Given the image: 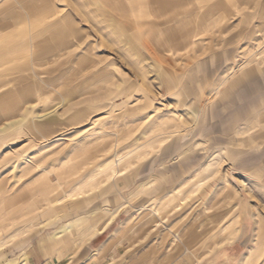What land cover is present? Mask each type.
I'll return each mask as SVG.
<instances>
[{
  "label": "rangeland",
  "instance_id": "1",
  "mask_svg": "<svg viewBox=\"0 0 264 264\" xmlns=\"http://www.w3.org/2000/svg\"><path fill=\"white\" fill-rule=\"evenodd\" d=\"M44 1L83 33L45 43L36 33L49 18L19 5L0 95L39 77L47 91L34 86L0 124V264H193L230 242L222 264H263L264 0ZM120 7L136 37L107 26Z\"/></svg>",
  "mask_w": 264,
  "mask_h": 264
},
{
  "label": "crops",
  "instance_id": "2",
  "mask_svg": "<svg viewBox=\"0 0 264 264\" xmlns=\"http://www.w3.org/2000/svg\"><path fill=\"white\" fill-rule=\"evenodd\" d=\"M155 2H158L163 7H170L172 5H175L177 0H154ZM154 2V3H155ZM20 7L26 9L30 14L38 13L42 16V18L48 17L49 19L45 20V23L40 28V30L36 33V36L42 37L43 42L54 44L56 46H70V38L71 37H80L83 33V27L80 26V20H76L75 15L71 11H64L61 8H55L50 9L46 2L44 0H7L4 3L0 4V14L5 13L6 16L0 18V29L8 30V33L6 35V45L3 49L0 50V62L6 61L7 54L6 50L13 43H15L17 34L14 31L16 24L18 22H21L25 19V16L22 15ZM212 8H216V0L212 4ZM103 12V11H102ZM131 14H134V11L131 9ZM104 13V12H103ZM105 14V13H104ZM152 14L155 17H161V14L158 13V10L154 9ZM106 18L105 21L107 22V26H110L113 30H115L116 33L122 34V33H128L131 37H136L135 27L136 21H132L128 18L127 11L120 7V11L116 12L115 14H105ZM126 18V19H124ZM128 18V19H127ZM210 30L206 28V30H193L189 32L188 30V37L191 39L198 36L204 31ZM175 32L169 34L174 35ZM166 34H160L159 38L163 40L164 38L167 39L168 35ZM180 38H173L171 42V48H170V54L171 55H177L182 48L179 47L177 42L179 43ZM88 50V49H87ZM88 59V53L87 51L82 54H78V56H73L72 60H75L76 62H81L82 60ZM97 61H95L94 64H96ZM72 73H77L75 69L71 70ZM104 70L102 69L101 73H103ZM41 82H33V84H30L27 87L21 88L18 91H7L0 95V124L2 125L6 120H12L16 119V116L13 115L15 111L20 106L21 98H28L30 96V93H32V88L34 86H37L40 88L42 93L46 90L45 87V80H42V77H39ZM70 81V80H69ZM64 92H67L68 95H64L67 100L72 98L77 93V84L72 87V85L69 82L68 88L64 86ZM43 97V94L39 96V99ZM45 115V114H44ZM43 115L39 116L42 117ZM113 216H111L107 222L101 227L99 231L96 230V228L87 236V240L89 241L91 238H96L100 234H102L108 224H110L113 220ZM60 236V232L56 231L55 233H52L49 235L47 243L41 245L40 249L45 251H49L55 248L57 239ZM237 244L230 242L228 245H224L220 249H218L210 258L204 260L201 264H222L229 262L236 251ZM256 250H253L246 255L245 257V263L250 261L255 256ZM86 256L85 253H82L79 255V258H82ZM77 257L70 258L69 262H65L63 264H82L75 261ZM250 259V260H249ZM264 264V262H263Z\"/></svg>",
  "mask_w": 264,
  "mask_h": 264
},
{
  "label": "bare ground",
  "instance_id": "3",
  "mask_svg": "<svg viewBox=\"0 0 264 264\" xmlns=\"http://www.w3.org/2000/svg\"><path fill=\"white\" fill-rule=\"evenodd\" d=\"M115 165L114 166H110V170L113 171L114 173L116 172V166L119 164L118 162H114ZM113 163V164H114ZM68 194V193H67ZM60 201V200H59ZM260 224H263V220H260ZM101 229V227L96 228L97 231H99ZM263 231H260V235L263 236ZM175 243V242H174ZM202 261V258L198 259L195 263L193 264H200Z\"/></svg>",
  "mask_w": 264,
  "mask_h": 264
}]
</instances>
